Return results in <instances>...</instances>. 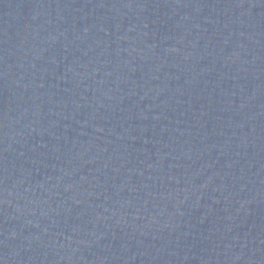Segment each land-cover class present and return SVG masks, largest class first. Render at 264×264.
Here are the masks:
<instances>
[{
  "label": "water",
  "instance_id": "water-1",
  "mask_svg": "<svg viewBox=\"0 0 264 264\" xmlns=\"http://www.w3.org/2000/svg\"><path fill=\"white\" fill-rule=\"evenodd\" d=\"M0 264H264V0H0Z\"/></svg>",
  "mask_w": 264,
  "mask_h": 264
}]
</instances>
